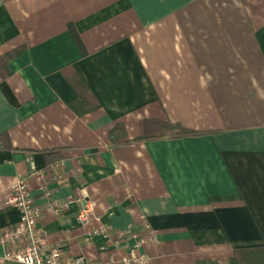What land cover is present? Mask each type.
<instances>
[{"label": "crops", "instance_id": "obj_1", "mask_svg": "<svg viewBox=\"0 0 264 264\" xmlns=\"http://www.w3.org/2000/svg\"><path fill=\"white\" fill-rule=\"evenodd\" d=\"M147 120L200 133L142 139ZM16 178L64 256L244 263L264 247V0H0V236Z\"/></svg>", "mask_w": 264, "mask_h": 264}, {"label": "built area", "instance_id": "obj_2", "mask_svg": "<svg viewBox=\"0 0 264 264\" xmlns=\"http://www.w3.org/2000/svg\"><path fill=\"white\" fill-rule=\"evenodd\" d=\"M36 177L44 188L46 181L42 172L31 167L28 177ZM48 196V193L45 194ZM6 206L16 208L19 211L18 222L6 229L0 236V243L7 246L4 259L21 264H149V258L144 253H137L134 256H123L115 258L110 256L106 260H89L83 256H64L62 251L49 244L45 234L37 226V222L42 214L39 206L35 205L33 198L29 194L28 178H16L10 185L9 195L5 201ZM67 202L50 207L55 213L67 207ZM93 211V204L84 201L77 212L76 219L81 225H88ZM143 227L147 231L145 238L137 239L136 234L128 229L116 230L114 238L137 239L134 248L137 249L147 241L154 239V232L148 223L143 221ZM110 228L105 224H100L96 228H91L88 236L101 234L109 237Z\"/></svg>", "mask_w": 264, "mask_h": 264}, {"label": "trees", "instance_id": "obj_3", "mask_svg": "<svg viewBox=\"0 0 264 264\" xmlns=\"http://www.w3.org/2000/svg\"><path fill=\"white\" fill-rule=\"evenodd\" d=\"M150 122L154 124V131L147 133V135H144L142 139H157L164 137L177 138L182 136L197 135L200 133L188 128H184L181 125L175 123L147 120V124ZM119 131H121L119 125L113 126L109 130V137L111 139L116 138ZM242 253L246 254V261L242 264H264V247L249 249L247 251H242Z\"/></svg>", "mask_w": 264, "mask_h": 264}]
</instances>
